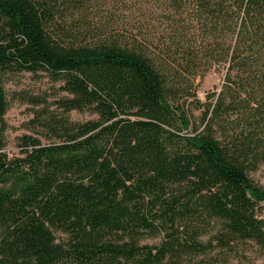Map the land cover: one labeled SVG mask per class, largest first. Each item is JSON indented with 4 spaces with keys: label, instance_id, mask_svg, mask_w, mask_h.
Here are the masks:
<instances>
[{
    "label": "trees",
    "instance_id": "16d2710c",
    "mask_svg": "<svg viewBox=\"0 0 264 264\" xmlns=\"http://www.w3.org/2000/svg\"><path fill=\"white\" fill-rule=\"evenodd\" d=\"M115 1L0 0V264L263 251L264 190L249 174L264 164V0H175L182 33L161 47L114 35L98 9ZM212 68L217 92H192L189 113L174 104ZM22 72L61 83L58 109L97 119L45 120L52 141L23 135L9 157L3 77Z\"/></svg>",
    "mask_w": 264,
    "mask_h": 264
},
{
    "label": "rangeland",
    "instance_id": "374dc122",
    "mask_svg": "<svg viewBox=\"0 0 264 264\" xmlns=\"http://www.w3.org/2000/svg\"><path fill=\"white\" fill-rule=\"evenodd\" d=\"M98 10L101 13V21L107 23L114 31L113 34L119 37L138 36L141 41L145 39L147 43L161 47L162 42H170L171 37L180 36L182 33L179 28L183 24L179 19L175 0H116ZM223 76L224 71L221 68H212L203 75H197L192 87L189 90L186 87V93L179 97L178 102L174 101V104L183 106L189 113L190 110L183 105L186 98H189L187 96L193 92L196 100L204 101L208 93L219 90ZM180 82L184 81L178 82L179 89ZM60 87V82L53 81L47 74L41 72L13 73L3 77L7 110L3 116L2 140L4 151L9 157L18 155L17 139L23 135L35 137L42 144L52 141L50 134L45 130V120L55 118L77 124L97 119L90 110L65 113L58 109L55 103L66 95L60 91ZM198 114L199 112L193 111L195 118ZM249 177L264 190V164L250 173ZM260 218L264 221V213L260 214ZM56 237L64 238L60 234H56ZM160 240V236L146 237L140 243L153 246L158 245ZM244 256L230 258L225 264H264V250L259 251L250 246Z\"/></svg>",
    "mask_w": 264,
    "mask_h": 264
}]
</instances>
